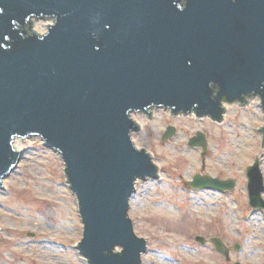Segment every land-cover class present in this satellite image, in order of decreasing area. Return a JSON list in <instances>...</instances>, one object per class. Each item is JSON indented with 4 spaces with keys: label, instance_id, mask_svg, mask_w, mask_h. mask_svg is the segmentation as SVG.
Masks as SVG:
<instances>
[{
    "label": "water",
    "instance_id": "95a60500",
    "mask_svg": "<svg viewBox=\"0 0 264 264\" xmlns=\"http://www.w3.org/2000/svg\"><path fill=\"white\" fill-rule=\"evenodd\" d=\"M46 17L47 32L26 30ZM257 95L264 110V0H0V187L21 159L17 137L38 136L59 152L90 264H143L147 242L129 200L138 179L159 173L132 140L140 130L132 113L165 107L223 122L225 102L247 106ZM175 132L168 126L162 140ZM188 145L205 162L207 134L197 130ZM247 176L251 206L264 208L258 159ZM188 183L235 187L200 173ZM209 240L229 257L220 237Z\"/></svg>",
    "mask_w": 264,
    "mask_h": 264
},
{
    "label": "rangeland",
    "instance_id": "374dc122",
    "mask_svg": "<svg viewBox=\"0 0 264 264\" xmlns=\"http://www.w3.org/2000/svg\"><path fill=\"white\" fill-rule=\"evenodd\" d=\"M53 22L32 18L26 30L36 26L43 34ZM225 107L223 122L171 115L168 108L151 116L132 113L140 124L132 140L153 154L159 173L138 179L129 200L136 235L147 242L143 264H264V209L249 203L246 172L257 158L264 176V110L259 95L247 106ZM168 126L176 132L163 141ZM197 130L207 133L209 142L204 164L201 148L188 145ZM20 141L21 159L0 187V264H87L76 248L84 226L64 161L38 136ZM196 173L234 179L235 187L226 192L192 188L188 181ZM215 236L227 245L228 258L209 240ZM42 240L53 244L43 247Z\"/></svg>",
    "mask_w": 264,
    "mask_h": 264
},
{
    "label": "bare ground",
    "instance_id": "6f19581e",
    "mask_svg": "<svg viewBox=\"0 0 264 264\" xmlns=\"http://www.w3.org/2000/svg\"><path fill=\"white\" fill-rule=\"evenodd\" d=\"M33 30L34 31H36V26L33 28ZM37 32V31H36ZM134 118V117H133ZM135 119V118H134ZM140 125V124H139ZM16 148L18 149V150H22V146H21V141H20V138L19 137H17L16 138ZM42 243L44 244L43 245V247H47V244L48 245H51V244H53V242L51 241V240H42Z\"/></svg>",
    "mask_w": 264,
    "mask_h": 264
}]
</instances>
